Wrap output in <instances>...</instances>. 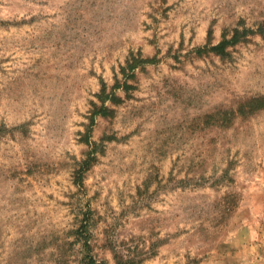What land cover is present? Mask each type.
<instances>
[{
  "label": "rangeland",
  "instance_id": "rangeland-1",
  "mask_svg": "<svg viewBox=\"0 0 264 264\" xmlns=\"http://www.w3.org/2000/svg\"><path fill=\"white\" fill-rule=\"evenodd\" d=\"M84 235L264 264V0H0V264H82Z\"/></svg>",
  "mask_w": 264,
  "mask_h": 264
},
{
  "label": "trees",
  "instance_id": "trees-1",
  "mask_svg": "<svg viewBox=\"0 0 264 264\" xmlns=\"http://www.w3.org/2000/svg\"><path fill=\"white\" fill-rule=\"evenodd\" d=\"M82 227H85V225H82ZM83 230V229H82ZM83 246L85 247L86 251L81 257L82 264H108L104 262L103 260H97L91 253L88 243V237L84 235L82 237Z\"/></svg>",
  "mask_w": 264,
  "mask_h": 264
}]
</instances>
